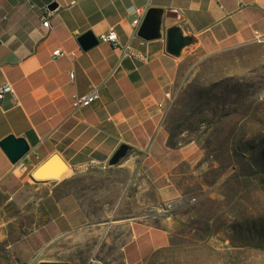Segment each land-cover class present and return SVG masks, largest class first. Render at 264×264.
Returning <instances> with one entry per match:
<instances>
[{"label": "crops", "instance_id": "0c3cea01", "mask_svg": "<svg viewBox=\"0 0 264 264\" xmlns=\"http://www.w3.org/2000/svg\"><path fill=\"white\" fill-rule=\"evenodd\" d=\"M55 3L49 28L42 16ZM138 7L155 9L151 39L135 33ZM172 27L192 39L178 54L168 47ZM110 29L118 46L82 48L83 34L99 39ZM257 33L264 35V0H0V85L10 81L18 97L0 101V142L15 135L29 145L16 163L0 145V245L12 263L32 262L88 222L73 177L108 169L124 145L160 199L181 198L199 148L172 143L164 114L189 47L214 54L251 43ZM58 48L66 54L53 56ZM92 86L99 98L73 111L75 95ZM55 154L67 169L43 176L41 166ZM92 160L107 166L86 168ZM129 232L115 264H155L172 246L170 230L149 219L133 220ZM43 260L58 261H34Z\"/></svg>", "mask_w": 264, "mask_h": 264}, {"label": "rangeland", "instance_id": "374dc122", "mask_svg": "<svg viewBox=\"0 0 264 264\" xmlns=\"http://www.w3.org/2000/svg\"><path fill=\"white\" fill-rule=\"evenodd\" d=\"M164 123L172 143L199 148L185 194L160 199L129 148L104 171L74 175L88 222L25 264L46 256L115 264L135 219L171 232L170 251L155 264H264V41L214 54L191 44ZM3 248L0 264H13Z\"/></svg>", "mask_w": 264, "mask_h": 264}, {"label": "water", "instance_id": "95a60500", "mask_svg": "<svg viewBox=\"0 0 264 264\" xmlns=\"http://www.w3.org/2000/svg\"><path fill=\"white\" fill-rule=\"evenodd\" d=\"M57 5L52 4L49 8L53 9ZM138 34L145 38L151 39L156 36V20H155V9H148L140 27ZM81 46L83 49H88L99 43V39L93 34V32L88 31L83 34L80 38ZM192 39L186 37L178 27H172L168 30V47L169 50L178 54L180 50L191 43ZM1 147L8 155L9 159L16 163L18 162L28 151L29 145L24 138L16 137L15 135H8L0 142ZM129 148L126 145L122 146L115 155L111 158L110 164L117 163L127 152ZM66 166L65 161L58 155H53L49 160H47L42 166V175H53L59 174L63 167ZM40 170V168L38 169ZM35 172V174L38 172ZM39 264H69L64 261H40Z\"/></svg>", "mask_w": 264, "mask_h": 264}, {"label": "built area", "instance_id": "2783aa9c", "mask_svg": "<svg viewBox=\"0 0 264 264\" xmlns=\"http://www.w3.org/2000/svg\"><path fill=\"white\" fill-rule=\"evenodd\" d=\"M148 11V7H138L135 9V17L132 21L135 33L139 30V27ZM53 12V9L49 8V6H46L44 8V14L42 16L43 19V25L46 27H51L50 22V15ZM99 41L103 42H110L115 46L119 45V37L117 32L114 29H110L102 34L99 35ZM255 41H264V35L262 34H256ZM66 52L58 48L55 51H53V56H61L65 55ZM70 76L72 79L75 77L74 71H71ZM7 93H12L14 100L16 103H18V97L15 95L13 84L6 80L0 85V101L3 99V97ZM100 96L99 93V87L98 86H92L89 92L85 93L84 95L78 96L75 95L73 100V111L79 109L80 107L88 106L91 103H93L95 100H97ZM93 166H101L106 167V164L100 163L99 161L92 160L89 163L85 165L86 168L93 167Z\"/></svg>", "mask_w": 264, "mask_h": 264}, {"label": "bare ground", "instance_id": "6f19581e", "mask_svg": "<svg viewBox=\"0 0 264 264\" xmlns=\"http://www.w3.org/2000/svg\"><path fill=\"white\" fill-rule=\"evenodd\" d=\"M66 169H67V166L63 167L59 174H53V175H49V176H58V175H61Z\"/></svg>", "mask_w": 264, "mask_h": 264}]
</instances>
